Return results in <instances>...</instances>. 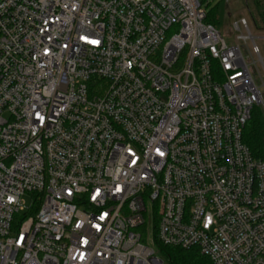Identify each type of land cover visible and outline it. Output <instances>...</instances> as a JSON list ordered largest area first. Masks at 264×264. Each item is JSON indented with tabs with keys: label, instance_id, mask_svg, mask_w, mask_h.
Listing matches in <instances>:
<instances>
[{
	"label": "built area",
	"instance_id": "2783aa9c",
	"mask_svg": "<svg viewBox=\"0 0 264 264\" xmlns=\"http://www.w3.org/2000/svg\"><path fill=\"white\" fill-rule=\"evenodd\" d=\"M205 19L200 0H0V264H167L157 244L264 264L243 142L264 36Z\"/></svg>",
	"mask_w": 264,
	"mask_h": 264
},
{
	"label": "trees",
	"instance_id": "16d2710c",
	"mask_svg": "<svg viewBox=\"0 0 264 264\" xmlns=\"http://www.w3.org/2000/svg\"><path fill=\"white\" fill-rule=\"evenodd\" d=\"M245 8L250 21L257 31H264V0H244ZM226 6H219L206 14L205 23L215 27H221ZM243 142L250 149L252 156L264 162V112L260 107H255L248 121L244 133ZM158 253L167 264H212L196 249L183 250L170 248L157 244Z\"/></svg>",
	"mask_w": 264,
	"mask_h": 264
},
{
	"label": "rangeland",
	"instance_id": "374dc122",
	"mask_svg": "<svg viewBox=\"0 0 264 264\" xmlns=\"http://www.w3.org/2000/svg\"><path fill=\"white\" fill-rule=\"evenodd\" d=\"M200 1L204 3V9L206 11V14H209L213 9L219 6L221 7L226 6V10L223 16V22L218 30L221 32L222 36L229 41L232 40L234 37V31L232 25L235 21L239 20L241 17H246L250 21V17L245 8L244 0H200ZM252 28L256 36H264V31H257L253 25ZM258 45L261 49L262 56L264 58V41H259ZM257 78L258 77L256 76V79ZM257 82L259 84V80H257ZM260 108L264 112V108L263 107ZM24 201H25V212H22V214H26L28 212V209L31 207L32 205L31 196L26 195L24 197Z\"/></svg>",
	"mask_w": 264,
	"mask_h": 264
}]
</instances>
